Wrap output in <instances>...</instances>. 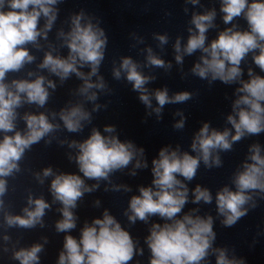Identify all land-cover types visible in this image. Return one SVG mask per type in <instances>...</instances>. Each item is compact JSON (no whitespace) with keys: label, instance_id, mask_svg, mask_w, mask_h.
<instances>
[{"label":"clouds","instance_id":"9594fccd","mask_svg":"<svg viewBox=\"0 0 264 264\" xmlns=\"http://www.w3.org/2000/svg\"><path fill=\"white\" fill-rule=\"evenodd\" d=\"M60 0H0V211H3V222L7 228L32 229L37 225L43 227V217L51 205L43 198H27V206L21 215L4 211V196L8 191L9 177L21 172L20 162L26 151L42 140L51 144L54 133L61 130V123H55L57 117L62 127L69 133L81 132L86 124L91 123L92 112L98 111L102 105L96 103L98 93L110 91L99 74L105 57L108 38L99 21L83 11L70 17V30H59L57 39L60 47L67 48L66 56L54 54L57 49L49 44L44 52L38 70H46L63 84L73 75L82 81L75 94L82 98L76 103L60 109L59 112H24L18 110L24 105H35L44 108L50 99V89L55 91V81L29 70L28 78L8 80L9 73H19L35 62L36 57L30 52L29 45L41 50L40 39L47 41L57 19ZM193 5L199 0H189ZM187 11V9H185ZM220 11L224 24H232L233 20L242 17L247 22V30H237V26L220 31L216 39L206 44V33L214 28L216 11L203 14L193 13L188 28L187 42L182 45L178 37L173 45L175 61L182 65L184 56H191L199 51V61L191 72L193 75L211 84L219 80L224 84H239L236 88V99L232 103V114L226 117L231 128L222 131L211 128L205 122L194 135L190 145V154L181 151L179 146L162 147L157 158L152 160L153 180L151 186L139 187V195L130 198L128 209L124 215L130 224L137 221L148 223L149 218L158 216L164 223H152L145 244L150 251L149 264H202L209 255H215L216 264H245L234 251L229 255L227 248L214 247L216 234L213 230V217L195 214L198 209L180 215L189 202V188L185 181H192L197 175L201 163L207 169L222 166L221 152L231 151L233 144L246 136L259 135L264 132V76L248 69V79L244 80L241 63L249 53H253V62L264 72V0H221ZM43 18V27L40 21ZM159 45L168 43L167 35L155 34ZM142 42L140 38H137ZM146 57L142 64L131 57H122L118 66L112 70L113 78L125 79L137 92L138 99L151 109L148 114L155 113L160 119L166 104L184 103L192 98V93L183 91L169 95L168 89L149 90L146 85L155 79L145 75L144 67L171 69L172 64L156 55L151 47L145 49ZM87 67L88 72L81 69ZM34 77V78H33ZM93 77H96L93 80ZM153 99L156 106H153ZM92 103L91 111L85 103ZM181 119L174 124L175 129L184 128L183 114L177 112ZM51 117V119H50ZM23 121L24 128H18V121ZM104 135L92 128L90 135L83 141H59L75 150V155L68 156L74 161L79 173H54L51 167L36 173L35 178L43 184L52 177L50 193L53 203L61 207V219L55 224L58 233H66L63 250L58 257V264H129L143 249L137 247L129 231L112 216L107 209L102 218H94L89 224L85 222L80 236L67 234L76 228L77 216L74 209L85 193L99 187L101 181H107L112 190L131 191L127 185L112 184L111 175L132 165L130 175H136V169L147 168L144 149L131 141H121L115 135V127L106 125ZM48 138V139H46ZM134 162V163H133ZM178 177H182L180 179ZM85 179L96 181L89 186ZM232 185L222 187L215 196L216 209L223 217L221 223L226 227L234 226L255 208L256 196L264 199V154L256 143L249 148L246 160L232 177ZM108 190L107 188L105 189ZM212 194L209 189L197 185L192 190L193 204L201 202L210 204ZM99 206V201L95 202ZM5 241L10 237L5 235ZM47 243V240L44 241ZM44 245L36 243L27 248L14 250L12 258L19 264H40V253ZM4 251H8L7 248Z\"/></svg>","mask_w":264,"mask_h":264}]
</instances>
